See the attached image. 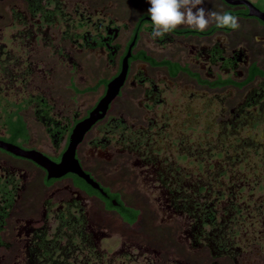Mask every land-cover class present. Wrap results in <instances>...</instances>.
I'll list each match as a JSON object with an SVG mask.
<instances>
[{
    "label": "flooded vegetation",
    "instance_id": "obj_1",
    "mask_svg": "<svg viewBox=\"0 0 264 264\" xmlns=\"http://www.w3.org/2000/svg\"><path fill=\"white\" fill-rule=\"evenodd\" d=\"M244 1L264 13V0ZM150 7L148 0H0V38L14 26L17 44L0 71L1 101H30L19 111L27 138L8 140L0 127V140L59 162L74 125L131 55L118 94L75 150L109 199L75 173L47 179L33 160L0 148V180L13 195L0 264H34L38 233L62 221H80L113 264H198V251L207 253L204 264H264V21L245 16V4L203 0L206 11L238 14L239 28L213 21L203 32L181 25L153 38L152 22L141 21ZM5 46L0 41V64ZM99 63L109 74L79 87L76 75L84 81L81 72ZM60 69L75 96L100 91L91 105L57 108L46 91ZM101 80L106 85L81 91ZM6 88L17 91L14 99ZM116 235L117 249L101 247Z\"/></svg>",
    "mask_w": 264,
    "mask_h": 264
},
{
    "label": "trees",
    "instance_id": "obj_2",
    "mask_svg": "<svg viewBox=\"0 0 264 264\" xmlns=\"http://www.w3.org/2000/svg\"><path fill=\"white\" fill-rule=\"evenodd\" d=\"M3 51L2 57L5 61L0 64L2 67L0 69L2 76L6 74L5 66L9 64L8 59L11 55L8 49L5 48ZM144 58L150 60L152 63L161 64V62H155L151 58ZM101 82L104 85L107 83V81L101 80L93 87H86L81 91L94 90ZM1 97L0 95V127L5 128L6 138L13 142H16L19 138L26 139V123L19 114V111L26 107L30 101L23 100L20 104H16L13 101L3 103ZM37 100L39 101V99ZM42 106L40 105V107ZM48 112L47 110L43 111L45 114ZM76 181L78 184L84 185L77 177ZM86 187L89 188L87 185ZM9 193L6 188L2 187L0 180V230L2 223H4L13 205V195ZM123 215L127 221L133 222L137 214L135 212L133 214L124 212ZM0 245H2L1 235ZM30 253L31 255L34 254V264H113L105 258V255L94 249L90 235L85 232L80 221L74 222L73 224H67L62 221L51 232L44 231L38 233L36 245L30 249Z\"/></svg>",
    "mask_w": 264,
    "mask_h": 264
},
{
    "label": "water",
    "instance_id": "obj_3",
    "mask_svg": "<svg viewBox=\"0 0 264 264\" xmlns=\"http://www.w3.org/2000/svg\"><path fill=\"white\" fill-rule=\"evenodd\" d=\"M226 1L227 3L232 4V5H235V4L247 5L249 8V14L245 16H251V15L258 16L264 21V13H260L257 9L251 6L248 2L244 0H226ZM232 15H238V14H232ZM143 20L151 21V18L145 17L141 21ZM221 29H225V28H221ZM227 30H233V29H227ZM183 33H187V32H183ZM135 38H136V35H135ZM134 40L131 46L133 45ZM128 57H131L130 49L128 51V54L123 58L121 70L118 73V75L115 76L113 79H111L107 83L104 95L98 100L97 104L89 111L88 115L74 125L70 133V136H69L68 145L66 149L64 150V152L62 153L61 159L59 162L56 163L50 160L45 155H43L41 152H38L35 150H24L20 146H17L10 142H5L3 140H0V148L14 155L33 160L34 162H36L38 165H40L46 170L47 179L50 177H53V178L61 177L65 175L67 172H72V173H75L78 177L82 178L91 187L99 190L104 196H106V194L103 193V190L100 188L99 184L96 181H94L87 173L83 171L78 160L75 157V150H76L77 144L82 140L84 134L91 128V126L97 120L101 119L105 115V112L110 102L118 94L119 89L122 86L125 76H126V72L128 68V63H127ZM111 203L112 205L120 206L119 204H116L114 200H111Z\"/></svg>",
    "mask_w": 264,
    "mask_h": 264
},
{
    "label": "rangeland",
    "instance_id": "obj_4",
    "mask_svg": "<svg viewBox=\"0 0 264 264\" xmlns=\"http://www.w3.org/2000/svg\"><path fill=\"white\" fill-rule=\"evenodd\" d=\"M1 10V9H0ZM1 27V25H0ZM14 32H16V27L12 26V27H4L2 29V37L0 38V41H4L6 43L7 46L6 49H11L13 51V54L16 52V40L13 39V37H11L12 34H14ZM12 54V53H11ZM62 69L58 70V75L54 78L55 84L53 87H51L50 89H47L46 93H51L55 98H56V102H57V108L62 110L61 112L64 114L67 113H72L73 111H81L83 108L88 107L89 105H91L95 99L97 98V96L99 95V92L96 93H87L85 95H79V96H75L73 94V92L70 89H67L68 87V73L64 72L62 73ZM94 72V73H93ZM110 71H108V69H106L104 67V63H99L97 65V67L94 68L93 64L92 66L89 64L87 69L84 70L83 72H81L82 76H86V79L84 81L80 80L78 78V75H76L75 78V82L79 87L85 86V85H90L92 83H94L96 81L97 78L99 77H104L107 76L109 74ZM2 79L0 78V81ZM6 93H7V97L10 99H14L15 94L14 92H17L16 90L14 91L13 89L10 88H6L5 89ZM46 141V140H45ZM111 228L114 230V232L116 234H118L119 231H121L120 225L118 223H116L113 220L109 221ZM175 233L170 236L171 238H175L174 237ZM119 240L117 238V235L109 240H103L101 243V247L102 248H107L109 251L111 250H115L118 248L119 246ZM177 243H179L177 241ZM171 246L174 247V244H171ZM177 246V245H176ZM176 248H179L176 247ZM184 250L183 254L181 255L183 258L189 260V254L190 251L186 248L182 249ZM206 254L207 257V253L204 252H197V258H198V264H204L205 263V258H203V256ZM118 264V263H117Z\"/></svg>",
    "mask_w": 264,
    "mask_h": 264
},
{
    "label": "clouds",
    "instance_id": "obj_5",
    "mask_svg": "<svg viewBox=\"0 0 264 264\" xmlns=\"http://www.w3.org/2000/svg\"><path fill=\"white\" fill-rule=\"evenodd\" d=\"M151 7L148 13L153 25L152 37H163L178 26L187 25L200 32L210 23L217 27L238 29V18L228 12L214 13L198 7L203 0H148ZM195 9V11H194Z\"/></svg>",
    "mask_w": 264,
    "mask_h": 264
}]
</instances>
